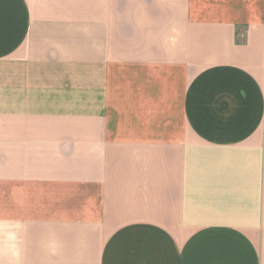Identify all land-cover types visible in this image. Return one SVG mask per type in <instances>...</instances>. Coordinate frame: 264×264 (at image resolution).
Returning <instances> with one entry per match:
<instances>
[{
	"label": "crops",
	"instance_id": "0c3cea01",
	"mask_svg": "<svg viewBox=\"0 0 264 264\" xmlns=\"http://www.w3.org/2000/svg\"><path fill=\"white\" fill-rule=\"evenodd\" d=\"M0 264H264V0H0Z\"/></svg>",
	"mask_w": 264,
	"mask_h": 264
}]
</instances>
